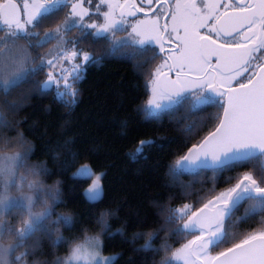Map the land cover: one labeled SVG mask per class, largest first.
<instances>
[{
  "label": "snow or ice",
  "instance_id": "1",
  "mask_svg": "<svg viewBox=\"0 0 264 264\" xmlns=\"http://www.w3.org/2000/svg\"><path fill=\"white\" fill-rule=\"evenodd\" d=\"M86 42L99 54L84 50ZM108 58L142 61L138 71L155 65L146 76L145 119L183 111L192 121L183 126L186 136L207 129L168 167L173 185L194 202L158 204L183 243L155 249L158 237L137 234L143 250L168 254L161 264H264V0H0V264H27L40 236L71 243L59 264H115L101 255L99 236L85 230L67 241L60 234L73 218L55 212L63 203L59 187L44 190L39 178L49 170L28 163L34 147L22 134L16 141L4 135L8 115L23 106L14 94L26 87L54 92L72 107L86 66ZM154 143L140 140L131 155ZM209 173L213 189L195 199L183 177L198 181ZM74 176L91 181L84 190L89 203L102 200V173L85 163ZM110 215L96 221L104 231ZM253 221L259 226L241 231Z\"/></svg>",
  "mask_w": 264,
  "mask_h": 264
},
{
  "label": "trees",
  "instance_id": "2",
  "mask_svg": "<svg viewBox=\"0 0 264 264\" xmlns=\"http://www.w3.org/2000/svg\"><path fill=\"white\" fill-rule=\"evenodd\" d=\"M140 63L108 58L87 66L72 107H66L54 92L40 94L26 87L14 94L23 106L16 114L8 115L11 127L4 130V135L14 141L18 140L16 133L22 134L34 147L28 163L42 164L49 170L39 178L44 190L59 187L63 203L55 212L73 218V226L69 229L62 225L60 234L67 241L82 239L85 230L88 236H99L103 255L115 257V264H161L168 255L143 250L146 241L137 234L158 237L153 241L155 249H161L165 241L173 249L181 246L183 241L171 234L158 204L177 207L194 202L173 185L168 167L207 130H199L195 138L186 136L183 126L192 121L183 111L162 121L145 119L146 76L155 65L138 71L136 65ZM44 78L42 73L36 80ZM140 140L155 143L133 158L131 154ZM85 163L95 173L103 174L104 195L95 204L84 197L91 181L74 176ZM183 183L194 186L191 195L195 199L214 187L210 173L198 181L185 175ZM215 187L223 190L224 182L217 180ZM104 211L112 214L108 218L109 231L96 223ZM38 239L40 246L27 258V264H59L69 255L71 243L54 245L47 237Z\"/></svg>",
  "mask_w": 264,
  "mask_h": 264
},
{
  "label": "flooded vegetation",
  "instance_id": "3",
  "mask_svg": "<svg viewBox=\"0 0 264 264\" xmlns=\"http://www.w3.org/2000/svg\"><path fill=\"white\" fill-rule=\"evenodd\" d=\"M131 19H135V18H131ZM73 35L75 36V35H78V34L77 33H74ZM81 47L84 50H87V51H92L94 49L96 51H98V50L101 51L100 49L96 48V46H94L93 44H91L89 42H86V43L82 44ZM44 51L46 52L47 49H45ZM41 54H44V53H41ZM156 63H159V61H157ZM252 225L259 226L256 221H253L252 224H250V225H244V226H242L241 231H247Z\"/></svg>",
  "mask_w": 264,
  "mask_h": 264
},
{
  "label": "rangeland",
  "instance_id": "4",
  "mask_svg": "<svg viewBox=\"0 0 264 264\" xmlns=\"http://www.w3.org/2000/svg\"><path fill=\"white\" fill-rule=\"evenodd\" d=\"M87 67V66H86ZM86 70V69H85ZM100 251H101V255L102 256H104V257H109V256H105V255H103V253H102V247L100 248ZM111 257V256H110Z\"/></svg>",
  "mask_w": 264,
  "mask_h": 264
}]
</instances>
